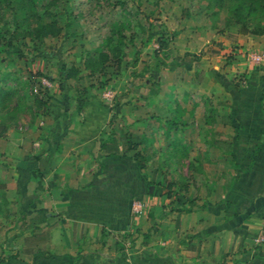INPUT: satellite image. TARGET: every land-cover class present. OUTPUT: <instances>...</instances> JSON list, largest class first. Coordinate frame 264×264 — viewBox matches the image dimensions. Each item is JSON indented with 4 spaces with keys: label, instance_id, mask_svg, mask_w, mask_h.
I'll use <instances>...</instances> for the list:
<instances>
[{
    "label": "crops",
    "instance_id": "crops-1",
    "mask_svg": "<svg viewBox=\"0 0 264 264\" xmlns=\"http://www.w3.org/2000/svg\"><path fill=\"white\" fill-rule=\"evenodd\" d=\"M243 36L228 58L235 37L216 38L199 91L168 93L162 114L113 109L91 80L81 93L65 88L78 72L58 80L63 89L49 92L38 124H0V197L20 215L0 216V264H264V241L253 240L264 233V60L243 56L261 46ZM116 115L123 132L143 136L145 167L120 146L101 148ZM156 133L172 147L169 195L151 166ZM40 230L43 248L20 251L23 236Z\"/></svg>",
    "mask_w": 264,
    "mask_h": 264
},
{
    "label": "rangeland",
    "instance_id": "rangeland-1",
    "mask_svg": "<svg viewBox=\"0 0 264 264\" xmlns=\"http://www.w3.org/2000/svg\"><path fill=\"white\" fill-rule=\"evenodd\" d=\"M226 6L227 2L219 6L208 4V0H0V124L11 125L19 132L38 124L44 104L38 105L35 94L38 88L49 92L63 89L58 83V66L62 63L78 66L81 73L79 80L64 83L65 88L69 84L67 88L81 93L91 80L92 89L100 95L105 88L112 90L110 98L101 97L113 109L117 103L138 115L152 108L162 114L168 93L199 91L194 82L200 79L202 66L207 64L204 55L219 37H235L223 51L228 58L232 47L241 44L243 35L258 36V51L247 49L243 56L256 61L252 55L262 54L259 61L264 60V33L239 32L237 24L225 19ZM40 24L54 34L39 40L33 28ZM108 33L115 40L122 34L119 73L123 75L113 86L104 87L99 86V80L105 75H87L86 69L80 68L78 56ZM158 38L163 47L156 57L152 51ZM36 70L51 76L49 85L38 81L41 75H32ZM124 93L126 96H122ZM111 118L118 135L122 132L121 116ZM156 134L152 146L157 151L151 166L163 174L164 179L159 177L165 185L168 178L172 182V147L164 146L165 141ZM179 168L183 171L185 165ZM3 187L4 184L0 189ZM4 198L0 197L1 218L8 219L12 214L11 218L19 223L20 215L8 211Z\"/></svg>",
    "mask_w": 264,
    "mask_h": 264
},
{
    "label": "trees",
    "instance_id": "trees-1",
    "mask_svg": "<svg viewBox=\"0 0 264 264\" xmlns=\"http://www.w3.org/2000/svg\"><path fill=\"white\" fill-rule=\"evenodd\" d=\"M226 2L228 15L225 19L231 20L237 24V30L239 32L252 34L264 33V0H208V4H217L219 6ZM33 30L34 35L39 40H41V37L45 35L54 34L49 27H44L43 24L35 26ZM121 37L122 34H118L115 40L112 33L105 34L103 35L98 48L86 49L81 56V64L83 69H86L87 75L94 73L105 75L104 78L99 80V86H105L116 74L120 72L123 57L122 46L124 45ZM157 41L158 44L152 51L153 55L156 57L159 49L163 47L162 39L158 38ZM155 65L156 63L153 62L152 67H155ZM108 67H110V71H107ZM78 71V66H66L62 63L58 66V80L74 77ZM32 75H43L48 79L51 78V76L43 74L40 70L32 72ZM48 95L49 91H47L46 88H38V93L35 94V98L39 106L45 104ZM123 95L124 94H122V96ZM166 123L167 128L172 127V121L167 120ZM1 126L4 127V124ZM119 133L120 132H118L117 135L116 131L110 129L107 137L101 144V148L104 150L105 154L112 155L117 153L120 146L122 151H130L132 158L136 161L139 167H145L142 151L146 145L143 136L141 137L136 134H131L127 131ZM171 185V181H167L164 185L166 188L165 193L167 195H169L172 191ZM180 186L184 187L185 184H180ZM47 239L48 233L46 230L25 234L23 236V242L20 246V251L24 253L39 251L43 248V243ZM2 261L3 257L0 256V262Z\"/></svg>",
    "mask_w": 264,
    "mask_h": 264
},
{
    "label": "built area",
    "instance_id": "built-area-1",
    "mask_svg": "<svg viewBox=\"0 0 264 264\" xmlns=\"http://www.w3.org/2000/svg\"><path fill=\"white\" fill-rule=\"evenodd\" d=\"M261 56H262V54L261 55L253 54L252 58L255 59L256 61H259ZM38 81L44 86L49 85L48 78H45L43 76L39 77ZM102 95L106 98H110L112 96V91L107 88V89L103 90ZM140 207H141V203L139 201H137V200L132 201L133 211H137ZM253 240L255 243H259V242L264 241V233H258L257 235H255L253 237Z\"/></svg>",
    "mask_w": 264,
    "mask_h": 264
}]
</instances>
